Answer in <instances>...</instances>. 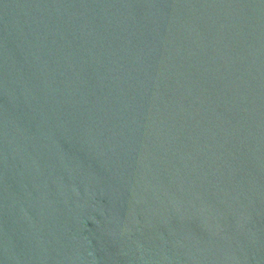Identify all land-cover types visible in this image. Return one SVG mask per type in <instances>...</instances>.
<instances>
[{"label": "water", "instance_id": "obj_1", "mask_svg": "<svg viewBox=\"0 0 264 264\" xmlns=\"http://www.w3.org/2000/svg\"><path fill=\"white\" fill-rule=\"evenodd\" d=\"M0 264H264V0H0Z\"/></svg>", "mask_w": 264, "mask_h": 264}]
</instances>
